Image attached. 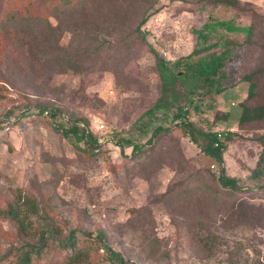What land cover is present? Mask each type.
Wrapping results in <instances>:
<instances>
[{"label": "rangeland", "instance_id": "374dc122", "mask_svg": "<svg viewBox=\"0 0 264 264\" xmlns=\"http://www.w3.org/2000/svg\"><path fill=\"white\" fill-rule=\"evenodd\" d=\"M74 2L52 11L33 2L44 20L8 7L0 14V209L15 192L34 199L37 221L53 219L87 239L85 264H116L106 245L136 264H264V176L251 177L264 117L239 121L241 104H264V0H240L242 9L217 0ZM50 13L53 34L42 35ZM195 49L192 62H221L223 90L190 93L186 114L220 134L238 189L219 186L217 165L175 125V108L148 112L160 72L181 75L178 60ZM79 53L84 64L74 72L67 60ZM40 102L58 107L64 125L83 116L97 150L37 115ZM17 243L0 213V254ZM54 258L47 249L38 264Z\"/></svg>", "mask_w": 264, "mask_h": 264}, {"label": "trees", "instance_id": "16d2710c", "mask_svg": "<svg viewBox=\"0 0 264 264\" xmlns=\"http://www.w3.org/2000/svg\"><path fill=\"white\" fill-rule=\"evenodd\" d=\"M38 0H0V14L4 7H8L11 13H22L25 19L44 20L34 9L31 8L33 2ZM43 4H49L51 11L55 7H67L74 6V0H39ZM89 3V0H81ZM225 7H232L234 9H242L240 0H217ZM37 10V8H36ZM49 16L47 15L46 21L48 28L42 35L53 34V27L50 25ZM43 18V19H42ZM144 17L140 24L146 21ZM140 31V28L137 27ZM222 42V41H221ZM227 42L223 41L222 44L226 46ZM216 44V43H214ZM210 48V46L202 48L201 50ZM199 53V50L195 49L189 55L183 59L178 60V65L184 67V71L181 75L173 73V77L170 80L161 76V89L158 102L153 108L149 109V113H154L157 109H170L175 108L174 122L175 125L180 127L181 130L187 134L190 139L197 144L200 150L217 165L218 176L216 181L221 188L224 189H238V180L226 174L223 160V152L225 145L218 139L216 133L208 131L205 132L198 129L194 123H192L186 114V109L191 105L192 98L190 93H194L198 90L204 91L205 94L211 95V93H219L223 90L221 85L216 84V79L222 70V64L220 61H206L197 60L192 62L191 58L194 54ZM83 58V55L79 53V59ZM74 59L70 57L67 60V66H69L74 72L81 71V66L84 64L82 59ZM79 60V61H78ZM163 58L157 59V67L160 69V65L164 64ZM56 63L61 66L62 61L58 58ZM177 85L179 87H177ZM181 87L185 91H181ZM253 85L250 86V89ZM196 108L197 105H196ZM241 114L239 121L241 123L251 122L255 120H261L264 117V104L259 106H247L241 104ZM37 115L47 114L53 120V126L55 129L61 131L63 135L74 136L77 141H83L87 143L84 150L92 153L93 150H97V139L92 135L88 129V122L80 116L73 121H69L65 125L57 121V114L60 112L58 107L48 102H40L36 106ZM171 127L166 128V130ZM162 127L155 129L152 137L149 139V143L153 144L152 138L157 137L160 131H163ZM218 141V145L215 146V142ZM136 149H139L136 147ZM139 151V150H138ZM264 176V147L261 150L256 166L251 171V177ZM264 186H262V189ZM0 213L5 217L14 227L15 234L18 243L5 249L0 254V264H38L41 255L45 250L49 249L55 253V258L51 264H85L89 262L92 256L90 245L87 244V239H79L75 235V232L64 231L63 228L53 219L37 221V206L34 199L23 196L20 193L15 192L13 198L8 200L4 207L0 209ZM239 215H245L241 210ZM91 233H87V235ZM97 239L105 244V237L102 231L96 233ZM209 239L203 240L204 246H207ZM108 254L112 257V260L116 264H136L130 260L125 259L122 254L113 248L106 245Z\"/></svg>", "mask_w": 264, "mask_h": 264}, {"label": "built area", "instance_id": "2783aa9c", "mask_svg": "<svg viewBox=\"0 0 264 264\" xmlns=\"http://www.w3.org/2000/svg\"><path fill=\"white\" fill-rule=\"evenodd\" d=\"M218 136V139H220V134L217 135ZM218 145V141L215 142V146Z\"/></svg>", "mask_w": 264, "mask_h": 264}]
</instances>
